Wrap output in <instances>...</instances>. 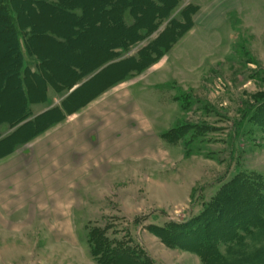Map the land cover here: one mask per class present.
<instances>
[{
  "label": "rangeland",
  "instance_id": "374dc122",
  "mask_svg": "<svg viewBox=\"0 0 264 264\" xmlns=\"http://www.w3.org/2000/svg\"><path fill=\"white\" fill-rule=\"evenodd\" d=\"M203 2L180 0L170 17L194 7L198 32L170 47L179 49L169 62L170 49L162 65L129 75L135 85L123 95L119 83L82 140L69 142L96 105L17 146L30 156L1 162L0 219L31 215L34 229L0 241V264H264V0ZM104 35L79 46L99 51ZM40 45L60 75L70 74L66 60L82 59ZM11 64L0 61L3 71ZM5 90L0 114L8 100L19 113L15 84ZM242 183L257 201L229 194ZM221 193L232 199L218 201Z\"/></svg>",
  "mask_w": 264,
  "mask_h": 264
},
{
  "label": "trees",
  "instance_id": "16d2710c",
  "mask_svg": "<svg viewBox=\"0 0 264 264\" xmlns=\"http://www.w3.org/2000/svg\"><path fill=\"white\" fill-rule=\"evenodd\" d=\"M179 2L180 0H0V46L6 49L5 55H0V61L2 62L8 57V61L12 63L10 67H5L6 71H3L2 66H0V95L6 92L5 89L8 88L9 84H15L23 100V107L19 113L16 112L15 101L8 100L14 104L15 108H13L12 114L5 119L13 126L25 120L31 114L27 111L22 85V69L25 64L21 48L22 41L25 42L28 54L37 59V73L32 72L28 65L25 70V74H29L32 78L31 85L37 87L39 83L40 87H43L45 82L50 81L61 91L68 89L71 83L78 81L95 68H98L100 66L99 63L121 58L130 50L131 45L140 43L152 33L159 31L152 41L139 49L137 56L125 57L120 59L119 66L110 69L109 66L104 69L107 78L111 75H115L111 76V78L118 77L123 72L128 73L132 70L139 72L158 61L165 51L170 49L184 33L192 28L194 23L192 19L194 12L192 10H194V7L192 9L188 6L191 8L190 12H187L186 9L183 10L180 14V19L170 17ZM46 14H54V19L56 20L58 18L64 19L66 25L61 24L60 27L65 30L51 27L54 19L50 21L47 19V22L52 23L45 25L43 17ZM40 18L41 21L39 23ZM128 18L131 19V22L128 21ZM166 19H168V22L163 26ZM101 32L105 33V35L103 36L104 43L100 44L99 49L101 51H99L105 53L106 56L97 63L92 64V67L86 68L81 61L90 52L98 50L80 47L79 43L90 39L92 34ZM3 37L4 39L7 37V41L2 42ZM42 42L52 48L68 49L74 57L78 56L82 59L80 62L72 59L70 61L66 60L65 64L70 74L60 75L57 72L62 67L56 64L54 60L48 58L49 55L46 50H43V46L40 45ZM51 54L54 57H58L60 53ZM102 76L105 77V74ZM107 78L95 80L79 90L78 93L80 91L81 95L88 93L86 96L89 95L88 97H90L109 82L110 78ZM102 82H105V84ZM95 88L98 89L96 90ZM91 89L94 92H91ZM83 91L85 92L83 93ZM78 93L74 96L75 103L82 102L80 100L82 97ZM84 99L86 98L84 97ZM78 100L80 101L77 102ZM1 109L2 103H0ZM54 119L51 117L42 120V117H40L34 121L31 120L30 123L34 127L27 130L26 137L23 136L25 137L23 140L27 141L32 135L46 129L47 126L52 124ZM17 136L18 134H13L3 139L2 142L4 143L0 144V146H3L0 151L3 152L6 148L9 153L13 143L20 139ZM229 192L232 196H238L239 200L244 203H252L258 200V197L254 198L252 192L245 188V183L238 185V187H233ZM217 198L218 201L221 198L225 202L228 199H232V197L224 196L223 193Z\"/></svg>",
  "mask_w": 264,
  "mask_h": 264
},
{
  "label": "crops",
  "instance_id": "0c3cea01",
  "mask_svg": "<svg viewBox=\"0 0 264 264\" xmlns=\"http://www.w3.org/2000/svg\"><path fill=\"white\" fill-rule=\"evenodd\" d=\"M200 1H202V2L204 1L203 3H205V5L203 4V6L204 7L207 6L206 7V9H207V8L212 7V5L214 4V2L216 0H200ZM223 1H225V0H223ZM196 5H198V4H196ZM203 6H201L200 10H202ZM213 7H215V6H213ZM209 11H210V9H209ZM128 21L131 22V19L128 18ZM193 21H194V23H197L195 20V17H194ZM205 28H206L205 29L206 32H208L210 28H215V27L213 25H206ZM199 29L200 28H198L195 25H194V27L192 26V28L190 30V33H193L192 36L194 34H196ZM134 46L135 45H131L130 50L127 53H125L123 56H121V58H115V59L106 61L104 63L103 62L99 63L100 66L98 68H95L91 73L86 74L85 76H83L78 81H74L73 83H71L68 86V89L59 91L55 87V84L53 82H50V81L45 82L43 87H40L41 85H39V83L38 84L36 83L37 87H33L31 85L32 78L29 76V74H25V70H26V66L28 65L32 69V72L37 73L38 72V68L36 67L37 59H36V57H32L28 54L25 42L22 41L21 48H22V53L24 56V63H25L24 68L22 69V79H23L22 85L24 88V95H25V99H26V103H27V111H29L31 114L28 118H26L25 120L21 121L20 123H18L16 125H13V126L6 119L3 121H0V127L3 125H6L5 127L8 128V131H0V144L4 143V142H2L3 139H5V138H7L13 134H15V135L18 134V136L20 138V139H17L15 141V143H13V146L11 147V149H9V151L11 150L9 153L6 151V148L3 152L0 153V166L3 165V164H1V162H6V161L12 160V159H19V158H22V157H25L28 155L30 156L31 153H33V152L30 153L28 151H23L22 149L18 148L17 146L35 142V140L39 139V137L41 135H43L44 133H46L47 131L51 130L52 128L56 127L57 125H60L62 122H64V124L63 123L62 124L65 125L66 124L65 121L71 120V118H73L76 114H80L82 111H85L84 109L89 110L90 106L96 105L94 108L95 110L93 112H90V114L92 116H90V115H89V117L86 116L85 117V118H87L86 121H83L82 120L83 117H82L81 121L78 122V134L72 135V138H71L72 140H69V142H71L73 140H78L79 136H80V140H82L84 138L82 136V130L88 126L96 124V122H94V121L99 120L100 117L105 118V115H107V113L109 111V109L107 108L108 105L104 106V104H106V102H108L109 100H113L115 98V96H117V94H119V93H122V95H123L125 92H127L128 88L135 85L133 83L130 84V82H129L130 78H128L129 75L134 74V70H132L128 73L123 72L118 77L110 78L109 82L106 83L102 88L98 89L93 95H91L90 97H88L86 99H84V97H82V100H83L82 102L75 103L74 102V96L76 95V93L79 90H81L83 87L89 85L90 83L94 82L95 80L101 79V78H107L106 77V71L104 72L105 68H107L109 66H110L109 69L112 67H117V66H119L120 59H123L125 57H130V56H137L136 55L137 53H135V51H133ZM177 48L179 49L178 46L176 48L173 47L170 49L169 59L167 58V61L168 60L170 61V58L172 57V55L175 52H177V50H176ZM166 52L167 51H165L164 54L162 55V57H160V59H158V61L154 62L153 63L154 65H152V66L162 65V63L164 61V57L167 55ZM176 55H178V54L176 53ZM105 56H106V54H105ZM162 71H163V68H159L156 75H153V78L149 77V80H154L155 82H157L156 81L158 79L157 76H158V74L162 73ZM104 74H105V77L102 76ZM147 80L148 79H145L144 81H147ZM121 82H122V84H123V82H126L127 85L123 89H121V92L114 93L118 84ZM164 83L165 84L169 83L168 79ZM161 84H158V85H161ZM156 85H157V83H156ZM103 99H106L105 102H102ZM99 102L102 103V106L100 104H98V105L96 104ZM49 116L53 117V119L55 118L51 125L47 126L46 129H44L43 131H40L39 133L32 135V137L30 139H28L27 141L23 140L26 137V132L24 130L31 129V127H34V125L32 123H30L31 120L34 121L35 119H37V118L39 119L40 117H42V120L43 119L46 120L48 118H51ZM68 125L70 126L72 124H68ZM23 136H25V137H23ZM15 139H16V137H15ZM1 147H3V146H0V148ZM103 173H104L103 169L100 170L99 172H96L97 177H99ZM27 205H25L24 207H26ZM25 212H26V214H28V213L30 214L29 210H25ZM6 217L4 218V220L0 219V241L6 242V241H9L11 239H14L15 241H19V240L23 239V235H24V233H26L27 230L34 229V227H32L34 225V222H33V220L31 221V215H28L27 218L22 219L17 224L12 223V221H8L9 223H7ZM21 255L22 254H20V256Z\"/></svg>",
  "mask_w": 264,
  "mask_h": 264
},
{
  "label": "bare ground",
  "instance_id": "6f19581e",
  "mask_svg": "<svg viewBox=\"0 0 264 264\" xmlns=\"http://www.w3.org/2000/svg\"><path fill=\"white\" fill-rule=\"evenodd\" d=\"M59 19V18H58ZM54 20H56V19H54ZM50 21V20H49ZM43 23H45V25H50L52 22H47V20H44L43 21ZM114 33H115V31H113ZM88 50H90V49H88ZM65 54V53H64ZM105 56V54L103 53V52H100V51H93V52H90V54H88V56H85V59L83 60V61H81V63H83V65H85V67L87 68H89L92 64H95V63H97L99 60H101L103 57ZM92 67V66H91ZM118 70H120V69H118ZM115 74V73H114ZM118 75V74H117ZM116 75V76H117ZM111 76H115V75H111ZM111 76L109 77L108 76V78H111ZM107 78V79H108ZM120 78V77H119ZM114 81V80H113ZM116 81V80H115ZM103 84H105V82H102ZM101 83V84H102ZM108 83V82H107ZM97 85V84H96ZM93 86V85H92ZM94 87V86H93ZM91 88V87H90ZM96 89V88H95ZM98 89V88H97ZM96 89V90H97ZM87 90H88V88H87ZM95 90V91H96ZM91 92L93 91L94 92V90H90ZM81 92V91H80ZM78 93V94H80V96L81 97H85V98H87L88 96H86V95H84V94H82L81 95V93ZM85 91H83V93H84ZM91 94V93H90ZM0 97H1V95H0ZM77 97V96H76ZM78 99V98H77ZM81 101H83L82 99H80ZM80 100H78L77 102H79ZM16 102L18 101V100H15ZM14 104H16V103H14ZM14 104L11 102V101H7L6 102V104H5V107H4V110H3V113H1L0 114V120H2V119H4L5 120V118L6 117H8L10 114H12L11 112H13L14 110H13V108H15L14 107ZM17 104H18V102H17ZM16 104V105H17ZM15 105V106H16ZM4 146H5V144H4ZM1 152V151H0Z\"/></svg>",
  "mask_w": 264,
  "mask_h": 264
}]
</instances>
